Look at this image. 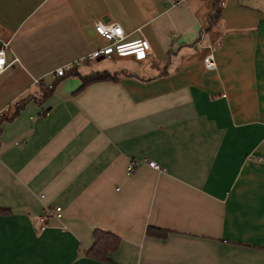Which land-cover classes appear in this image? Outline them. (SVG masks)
I'll list each match as a JSON object with an SVG mask.
<instances>
[{
	"label": "crops",
	"instance_id": "1",
	"mask_svg": "<svg viewBox=\"0 0 264 264\" xmlns=\"http://www.w3.org/2000/svg\"><path fill=\"white\" fill-rule=\"evenodd\" d=\"M172 1L0 0L17 58L0 75V264H264V0H224L212 26L215 0ZM96 21L150 52L84 62L122 73L42 96L106 43ZM142 158L161 170L128 173ZM95 229L119 237L110 263L85 254Z\"/></svg>",
	"mask_w": 264,
	"mask_h": 264
},
{
	"label": "built area",
	"instance_id": "2",
	"mask_svg": "<svg viewBox=\"0 0 264 264\" xmlns=\"http://www.w3.org/2000/svg\"><path fill=\"white\" fill-rule=\"evenodd\" d=\"M178 0H173L172 3H177ZM218 5L222 6L224 0H217ZM94 32L106 43L92 51H90L85 57L80 60H76L72 63L66 64L62 67L56 68L53 72L55 77H60L64 75L67 71L73 68H79L84 62H90L98 59H112L114 57L120 56H133L137 59L143 58L148 52H150L149 42L145 38H139L136 40L128 41L126 40V35L123 28L118 23H103V22H94L93 25ZM8 48V42H2L0 45V75H2L7 68H9L13 63L17 62V58L13 57L11 60H7L5 56V50ZM211 50L212 46L209 47ZM203 63L206 68H214L215 63L212 55V51L207 53L203 57ZM41 80L37 79L35 83H40ZM52 87L47 85L46 90H49ZM3 111L0 110V116L3 115ZM139 163H146L148 166L161 170L160 166L153 160H147L142 158L140 160H132L127 165L128 173H131L136 170ZM48 217H54L56 219H61L62 217V208L60 206H55L50 210H46L44 216L41 217L42 226L45 227Z\"/></svg>",
	"mask_w": 264,
	"mask_h": 264
},
{
	"label": "trees",
	"instance_id": "3",
	"mask_svg": "<svg viewBox=\"0 0 264 264\" xmlns=\"http://www.w3.org/2000/svg\"><path fill=\"white\" fill-rule=\"evenodd\" d=\"M220 13H221V7L218 5L217 0H215L214 12L208 20V25L210 26L214 25L217 22V19H219ZM120 73L119 72L110 73L107 70H102V71H95L82 75L80 74L77 68H73L67 71L64 75L58 77V79H56L55 82L52 84V87L49 90H47V92L43 93L42 96H46L47 94H49L53 90V87L56 85L58 80L66 78L68 76H76L80 79L81 83L78 89H76V91H81L88 85L95 82L114 81L117 79ZM29 99L30 97H27L17 103L14 115H17V113H19V111L24 107V105ZM0 119L2 118L0 117ZM166 232H167L166 230H162L160 228H153V227H148L146 230V233L148 235L156 236V237H164L166 235ZM93 238H94V243L88 250L85 251V254L92 259L103 262H109L108 253L114 252L117 249L119 245V237L112 233L104 232L100 229H95L93 230Z\"/></svg>",
	"mask_w": 264,
	"mask_h": 264
},
{
	"label": "rangeland",
	"instance_id": "4",
	"mask_svg": "<svg viewBox=\"0 0 264 264\" xmlns=\"http://www.w3.org/2000/svg\"><path fill=\"white\" fill-rule=\"evenodd\" d=\"M103 60L106 61V59H102V62H104ZM95 62H96V60H93V61H90L89 63H90V65L92 66V64L95 63ZM86 63H87V62H86ZM104 63H105V62H104ZM77 69H78V68H77ZM81 70L85 72L86 70H88V68H82Z\"/></svg>",
	"mask_w": 264,
	"mask_h": 264
}]
</instances>
